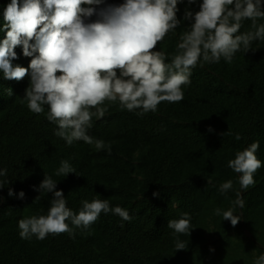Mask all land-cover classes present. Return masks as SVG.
<instances>
[{"label": "trees", "instance_id": "trees-1", "mask_svg": "<svg viewBox=\"0 0 264 264\" xmlns=\"http://www.w3.org/2000/svg\"><path fill=\"white\" fill-rule=\"evenodd\" d=\"M10 2L0 0V27ZM201 2L178 4L182 23L156 50L174 52L189 24L183 20L185 8L196 12ZM249 30L251 21H243L240 32ZM5 35L0 31V40ZM251 47L254 51L237 52L231 63L221 58L198 65L191 83L182 86L184 99L162 102L155 113L140 116L139 110L105 102L107 111L103 118L93 116L88 132L94 141L104 142L102 150L95 143L68 145L57 137V126L46 119L47 106L35 114L22 103L30 78L4 80L0 72V169H7L0 177L5 181L0 188V264H253L264 254V40ZM15 51L19 58L14 65L30 63L22 47ZM15 85L8 96L7 89ZM256 141L255 155L262 166L254 173V185L241 189L240 174L227 163ZM62 160L69 161L75 173L56 176ZM45 174L57 182L56 190H62L74 212L82 200L101 199L126 209L132 220L102 212L87 229L74 228V238L65 232L44 240L22 239L18 221L48 212L53 194L34 190ZM228 180L233 188L221 194L219 185ZM237 191L244 207L235 206L240 220L232 226L214 210L233 208ZM185 212L192 229L190 235H179L186 248L176 251L177 237L167 223ZM66 223L73 227L70 220Z\"/></svg>", "mask_w": 264, "mask_h": 264}, {"label": "clouds", "instance_id": "clouds-1", "mask_svg": "<svg viewBox=\"0 0 264 264\" xmlns=\"http://www.w3.org/2000/svg\"><path fill=\"white\" fill-rule=\"evenodd\" d=\"M184 2L124 0L117 5L106 0H11L4 8V24L0 27L6 33L0 40V72L4 80L30 78L22 103L26 102L35 114L43 113L47 106L46 119L57 126V137L68 145L74 141L95 143L102 150L104 142L94 141L88 132L93 116L103 118L107 111L105 102H118L130 112L139 110L140 116L155 113L162 102L184 99L182 86L191 83L192 70L198 65L218 63L221 58L231 63L237 52L254 51L252 43L264 40V23H258L264 20V0H202L196 12L185 8L183 20L189 24L180 33L174 52L156 50L170 32L180 27L178 4ZM196 3L197 0H187L188 5ZM245 20L251 21L253 30L240 32ZM17 47H22L24 57L31 58L25 67L13 64L19 58ZM15 89L16 85L8 88L7 95L11 96ZM208 131L213 129L209 127ZM235 139H241L239 133ZM258 148L259 142H253L236 151L235 158L227 163L240 174L241 189L255 183L254 173L262 166L255 155ZM69 173H75V169L69 161L62 160L55 175L66 177ZM6 175L7 169H0V177ZM3 183L0 180V188ZM232 188L231 180L219 185L221 194ZM56 189L57 182L47 174L38 187L34 186L35 191L52 193L53 197L46 215L18 221L22 239L35 236L44 240L49 234L65 232L74 238V228L87 229L102 212H112L123 221L132 220L126 209L110 207L108 200L101 199L82 200L78 213L74 212L67 207L62 190ZM8 195H14L11 188ZM18 195L23 199L25 193ZM38 198L39 195L35 199ZM232 203L233 208H216L214 214L235 226L240 218L234 208L244 207L239 191ZM69 220L73 227L66 223ZM190 221L186 212L168 220L167 227L177 237L176 251L186 248L179 235H190ZM253 264H264V254L256 257Z\"/></svg>", "mask_w": 264, "mask_h": 264}]
</instances>
